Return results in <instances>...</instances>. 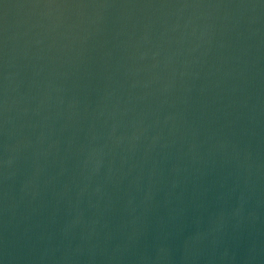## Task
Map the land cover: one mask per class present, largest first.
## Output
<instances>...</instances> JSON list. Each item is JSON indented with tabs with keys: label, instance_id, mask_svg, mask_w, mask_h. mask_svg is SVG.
I'll use <instances>...</instances> for the list:
<instances>
[{
	"label": "water",
	"instance_id": "95a60500",
	"mask_svg": "<svg viewBox=\"0 0 264 264\" xmlns=\"http://www.w3.org/2000/svg\"><path fill=\"white\" fill-rule=\"evenodd\" d=\"M0 264H264V0H0Z\"/></svg>",
	"mask_w": 264,
	"mask_h": 264
}]
</instances>
